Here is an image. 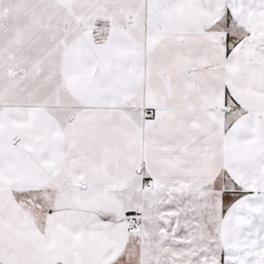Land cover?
<instances>
[{
  "label": "snow or ice",
  "instance_id": "obj_1",
  "mask_svg": "<svg viewBox=\"0 0 264 264\" xmlns=\"http://www.w3.org/2000/svg\"><path fill=\"white\" fill-rule=\"evenodd\" d=\"M0 264H264V0H0Z\"/></svg>",
  "mask_w": 264,
  "mask_h": 264
}]
</instances>
